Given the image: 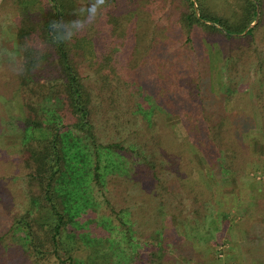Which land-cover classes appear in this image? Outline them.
I'll return each mask as SVG.
<instances>
[{"label":"trees","instance_id":"trees-1","mask_svg":"<svg viewBox=\"0 0 264 264\" xmlns=\"http://www.w3.org/2000/svg\"><path fill=\"white\" fill-rule=\"evenodd\" d=\"M48 1L45 21L34 20L26 7L15 26V49L18 60H27L26 70L6 73L10 60L0 53V105L18 91L23 110L10 120L19 181L7 177L9 182L0 184L5 196L0 206L16 208L0 222V264L10 258L15 264H167L171 259L196 264L199 248L230 238L234 224L245 230L232 246L247 245L246 258L264 248V223L258 226L252 219L254 211L264 219V196L251 206L236 202L246 198V178L261 165L250 154V143L258 139L264 145V48H256L257 87L241 91L228 76L216 91L206 86L205 67L187 43L195 22L208 34L241 43L251 39L262 22L264 0H239L235 18L225 21L202 12V0H184L188 9L178 13L177 21L185 38L170 51L158 33H145L150 39L140 56L134 51L141 42L133 24L134 0H109L118 14L112 7L106 22L90 27L126 34L115 36L113 42L122 48L109 52L104 66L80 63L71 48L77 36L43 58L51 65L42 62L33 71L24 42L39 30L48 39L50 21L74 19L80 8L78 0ZM248 47L231 49L227 71L237 70ZM174 51L182 54L177 60ZM203 166L209 177H203ZM184 171L193 177L189 184ZM224 181L230 189L222 187ZM134 191L139 197L131 199ZM99 201L110 218L94 214Z\"/></svg>","mask_w":264,"mask_h":264},{"label":"rangeland","instance_id":"rangeland-1","mask_svg":"<svg viewBox=\"0 0 264 264\" xmlns=\"http://www.w3.org/2000/svg\"><path fill=\"white\" fill-rule=\"evenodd\" d=\"M202 1V12H204L205 14L215 13L224 21L234 19V14L235 12L237 13L240 5L239 0ZM77 2L80 7H83L90 3V0H78ZM49 4L50 2L48 0H0V26L2 27L0 28V53L5 55V52H15L17 54L18 59V52L15 49L17 38L14 30L16 23L20 20L23 9L28 7L30 9L31 17L36 21L42 22L45 21L50 14ZM194 4L195 6L197 5L195 1ZM109 5V9H112L113 6L110 2ZM134 8V13H136L137 17L136 22L133 24L136 32L139 33L138 37L141 40V42H139V46L134 49V51L139 52L138 56L143 55L145 52V49H143L142 46L145 39H150L145 33H158L157 36L159 37V39L163 38L165 40V44L170 45V51L174 48L171 44L185 38L184 31H182V29L180 28V24L177 20L179 19L178 13L180 11L184 12L188 9V4L186 1L134 0ZM114 9H116L115 14H118L119 11L117 9H119V7ZM195 12L196 15L199 14L197 7H195ZM259 16V13H257L256 19L252 22H256L259 19ZM131 17L132 16H130V18ZM107 19L108 18L103 17V19L99 20L100 24L106 22ZM261 21L262 22H260V25L255 28L252 32L253 37L249 40L247 39V37H245L246 39L243 41V43H241L237 38V40L233 38L226 39L220 35L208 34L204 29H202L199 24H197L196 22L193 23V26H191L192 40L188 41L187 43H191L193 44V46H195L198 57L202 61L203 67H205L204 78L205 84L208 88L216 91L220 90L223 81L228 76L232 80L231 83H234L235 88H238L241 91H249L252 90L254 87L258 86V84L260 83L259 76L261 71H259V68L261 67V65L259 63L256 48H258V50L264 48V15ZM100 28L101 29H98L96 27H90L88 31L84 32L82 35L76 38V43L74 44V46L71 47L75 54H77L80 63L86 66H104L107 62V54L109 52H115V50L121 47L120 44L113 42L115 40L117 42L115 36L121 37L126 34L123 32L112 36L109 34V27L104 28L101 26ZM35 37H39L43 40L47 39L43 30L37 31ZM108 41H112V43L108 44ZM124 42L125 40L123 41V43ZM241 46H249L248 50H250V52L244 54L243 58L238 64L237 70L227 71L226 68L228 64L226 62L228 60L226 56L230 54V57H232L233 59V53H230L231 49L233 51L234 49H237ZM178 53L182 55L181 52L177 51H174L172 53L173 59L177 60L180 58L177 55ZM164 56L165 58L162 59L166 61L167 56ZM235 59L236 58H234V60ZM43 63L47 65L52 64L50 58L43 60ZM5 68L6 73L9 74L11 72L9 70L13 68L11 61L5 62ZM43 80L44 77H42L40 81ZM224 101L225 105L229 106V101L227 99H224ZM2 103L3 105H0V115L2 116V118L5 119L3 120V122L0 121V130H2L3 132V135L0 138V184L3 181L9 182L7 180V177H11V181H19V178H16L18 167L15 161L12 162V160H14L12 158L16 157L14 153H16V151L18 150V147H16L13 143L14 139L12 132L14 126L12 125V123L16 120L15 118L23 114L22 103L18 91H15L13 93V99H2ZM47 104L48 114L51 115L53 114L52 103L48 102ZM258 112V108L254 107L252 114H254L257 119L260 116ZM10 120L12 121V123ZM177 126L178 131L184 132V129L180 124H178ZM161 132L163 133L165 131ZM10 136L12 140L10 139ZM190 145L193 150H197L193 143H191ZM177 152L178 154L181 153L180 150H177ZM250 154L253 157L257 156L260 160L261 165L257 170L249 172V178H246L248 181L250 180L249 184L247 183L246 186L248 187L246 198L244 197L243 200H238L237 198L236 202H238L239 204H249L251 206L253 204V199L258 198V196H264L263 143L258 139H252L250 143ZM201 173L203 177H209L205 172L204 166L202 168ZM182 177L187 184L193 181V177L189 171H184ZM208 181L214 183L211 177L208 179ZM222 187L225 189H230L231 183L224 181ZM134 192L131 196V199H136L139 197V194L137 195L136 192ZM141 196H143V194ZM0 199H5V196L3 195V192H1V189ZM128 203L130 202L128 201ZM2 206H4V204ZM2 206H0V222L4 220L3 215L7 216L9 215L7 213H11V210L14 209L13 212L16 210V208H11V210H8L4 206L6 208L5 210L4 208H2ZM254 213L255 211L253 212L252 219L255 222L259 223L257 224L258 226H261V224L264 223V219L261 217V215L259 216L256 214L255 216ZM94 214L99 218L101 215L106 216L108 218L111 217V214H109L108 210L104 208L103 202L101 203L100 201L97 205V208L94 209ZM114 222L116 221H111L112 224H114ZM205 226H207L208 228L211 226V218L209 215L205 220ZM241 229L245 230V228L242 227L241 224H234L229 230L230 238H227V236H223L220 242L215 244L214 246L212 245V247L205 245L201 246V248H199L201 253H198L200 261L196 264H264V248H261V250L259 251L253 252L252 256L246 258L248 249L247 245L243 246L242 244L240 246L238 244L237 248L232 246V244L235 243L234 240L240 243V239L244 235V232H242ZM112 231L114 234L115 227ZM243 238L245 239V237ZM231 246L233 247V249ZM194 250L198 251V247H195ZM4 263L15 264L16 261L14 258H10L6 259ZM4 263L1 262V264ZM167 264L177 263L176 261H173L171 259L167 261Z\"/></svg>","mask_w":264,"mask_h":264},{"label":"clouds","instance_id":"clouds-1","mask_svg":"<svg viewBox=\"0 0 264 264\" xmlns=\"http://www.w3.org/2000/svg\"><path fill=\"white\" fill-rule=\"evenodd\" d=\"M109 8V0H90L86 6L76 10V18L50 21L48 39L43 40L39 37L27 39L23 44V50L32 62V70L36 71L42 67L43 58L54 46L72 42L74 38L86 32L90 26L103 19ZM5 55L11 61L14 72L23 73L26 70L27 60H18L15 52H5Z\"/></svg>","mask_w":264,"mask_h":264},{"label":"water","instance_id":"water-1","mask_svg":"<svg viewBox=\"0 0 264 264\" xmlns=\"http://www.w3.org/2000/svg\"><path fill=\"white\" fill-rule=\"evenodd\" d=\"M253 23V22H252Z\"/></svg>","mask_w":264,"mask_h":264}]
</instances>
